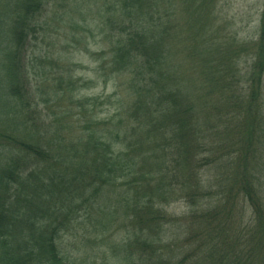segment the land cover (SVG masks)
Returning <instances> with one entry per match:
<instances>
[{
  "label": "trees",
  "instance_id": "16d2710c",
  "mask_svg": "<svg viewBox=\"0 0 264 264\" xmlns=\"http://www.w3.org/2000/svg\"><path fill=\"white\" fill-rule=\"evenodd\" d=\"M49 1L0 0V264H75L62 236L91 197L127 177L108 208L139 236L118 264H264V0L248 50L206 28L209 0H109L104 24L119 32L107 64L133 92L118 153L108 131H89L97 120L80 118L86 137L66 143L58 118L72 110L59 117L46 104L48 56L34 61ZM242 52L251 63L241 73ZM57 80L82 114L91 99L73 92L84 81ZM171 202L187 211L168 214ZM158 234L174 238L168 257L158 258Z\"/></svg>",
  "mask_w": 264,
  "mask_h": 264
},
{
  "label": "rangeland",
  "instance_id": "374dc122",
  "mask_svg": "<svg viewBox=\"0 0 264 264\" xmlns=\"http://www.w3.org/2000/svg\"><path fill=\"white\" fill-rule=\"evenodd\" d=\"M207 2L208 5L206 6L205 3V9L201 11L205 15L204 22L209 21L210 26L206 28L210 31L220 28L223 36L231 38L233 47L246 45L245 50L252 48L258 34L263 0ZM108 13H111L109 0H50L46 12L38 23L42 37L38 41L39 48H36L35 52L38 55L34 65L40 64V61L48 56V59L43 61V67L44 70L50 68L51 72L47 80H44L43 87L46 90V104L53 105L50 110L59 117L61 112L72 110L65 119L58 118V123L65 126L62 130V138L66 143L78 137H86L76 124L80 118L91 122L97 120V124L90 125L89 131L96 132L97 129L108 131L110 135L106 137L110 139L106 141L112 142L116 147L115 152L118 153L122 146L113 136L115 133L132 130L125 117V110L127 105L132 103L133 92L129 90L131 85L129 76L112 72L107 64L112 46H115L116 34L119 32L116 27L112 28L104 24ZM179 16L180 14L175 19L176 26ZM193 19L195 21L196 17ZM197 25H194V28ZM216 37L218 38L219 34ZM249 57V53L242 52L238 64L241 73L244 72L243 64L251 63ZM59 78H63L64 81L67 79L84 81V87L73 92L76 93L77 98L91 99L80 108L82 114L70 104L71 93H65V96L60 98L63 92L57 87ZM118 116L122 120L121 123H117ZM108 118H112L110 124L102 126L101 120ZM120 137L119 135L118 138ZM202 177L204 185L210 184L212 173H203ZM128 178L118 180L117 187H106L100 198L91 197L85 213L82 212L79 220L72 225L71 233L67 232L62 236L61 248L62 252L68 255L66 258L75 264H113V262L118 264L117 261L122 259L123 251L128 249L126 243L138 238L139 234H133L132 222L126 220L121 211L113 214L108 207H115L112 197L114 192L122 193L128 189L126 185ZM211 204L209 200L203 201V207H209ZM165 208L167 213L173 216H181L187 211L182 202H171ZM244 218V223L248 222V217ZM182 224L178 227L181 228ZM155 237L160 238L156 242V246L159 247L156 248L158 249L156 252L160 254L158 258L168 257L170 250H174L175 246V243L171 242L173 236L158 234ZM134 254H139V250H135ZM145 255L147 256L146 253Z\"/></svg>",
  "mask_w": 264,
  "mask_h": 264
}]
</instances>
